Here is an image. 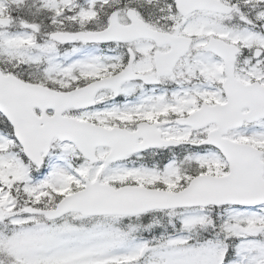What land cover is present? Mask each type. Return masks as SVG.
<instances>
[{"label": "snow or ice", "instance_id": "1", "mask_svg": "<svg viewBox=\"0 0 264 264\" xmlns=\"http://www.w3.org/2000/svg\"><path fill=\"white\" fill-rule=\"evenodd\" d=\"M0 264H264V0H0Z\"/></svg>", "mask_w": 264, "mask_h": 264}]
</instances>
